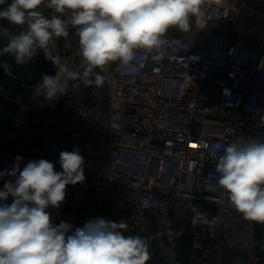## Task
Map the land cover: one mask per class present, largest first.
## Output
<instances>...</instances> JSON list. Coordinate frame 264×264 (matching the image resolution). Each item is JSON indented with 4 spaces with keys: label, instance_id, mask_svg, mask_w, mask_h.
Instances as JSON below:
<instances>
[{
    "label": "built area",
    "instance_id": "1",
    "mask_svg": "<svg viewBox=\"0 0 264 264\" xmlns=\"http://www.w3.org/2000/svg\"><path fill=\"white\" fill-rule=\"evenodd\" d=\"M47 3L42 4L47 17L58 15ZM202 7L204 20H193L196 31H167L161 59H153L155 51L137 49L130 66L115 61L105 95L107 148L86 159L87 177L80 184L91 205L107 199L105 185L120 201L135 193L141 210H154L164 226L165 241L181 235V229L169 222V213L177 207L180 213L187 212L194 241H223L225 232L251 250L254 222L230 204L214 166L224 147L238 137L264 140V0H205ZM221 20L228 21L230 33L204 29ZM68 33L58 38L59 52L72 59L80 54L79 37L70 23ZM99 102L77 99L67 108L74 141L85 138L88 121L103 119ZM1 117L0 106V121ZM19 125L23 148L33 150L41 136L40 125L28 117H21ZM5 137L0 122V172L12 171L14 164L23 170L29 161L40 160L23 148L6 154ZM48 161L55 171H62ZM15 179L0 177V190ZM78 184L66 186L58 208L47 209L52 224L62 222ZM125 231L135 232L134 223ZM171 264L194 263L173 257Z\"/></svg>",
    "mask_w": 264,
    "mask_h": 264
},
{
    "label": "clouds",
    "instance_id": "2",
    "mask_svg": "<svg viewBox=\"0 0 264 264\" xmlns=\"http://www.w3.org/2000/svg\"><path fill=\"white\" fill-rule=\"evenodd\" d=\"M6 0H0L4 5ZM205 0H48L47 7L58 15L46 17L38 9L45 0H12L0 9V19L27 26L18 35L6 32V45L0 55L12 54L24 64L42 50L57 71L44 74L35 86V95L52 100L68 92L70 81L101 87L105 77L93 70L119 61L132 64L137 49L156 52L159 60L171 27L191 30L190 18L204 20ZM67 14V19L64 18ZM69 23L79 37L80 70L69 69L53 55L55 38L68 36ZM203 27V23L198 25ZM6 74L8 65L3 63ZM214 157L216 156L213 153ZM62 171L45 159L29 161L16 177L0 190V201L9 196L13 202L0 204V264H147L151 259L146 239L124 235L128 225L98 218L68 235L67 222L53 225L48 208H58L65 200L66 186L85 180L84 157L78 148L61 151ZM17 159H20L17 157ZM218 185L227 192L230 204L246 220L264 224V140L238 137L223 149L214 166Z\"/></svg>",
    "mask_w": 264,
    "mask_h": 264
},
{
    "label": "crops",
    "instance_id": "3",
    "mask_svg": "<svg viewBox=\"0 0 264 264\" xmlns=\"http://www.w3.org/2000/svg\"><path fill=\"white\" fill-rule=\"evenodd\" d=\"M38 10L47 17L46 10L42 5ZM190 25L193 26V20L191 19ZM26 27V25L23 26V30L24 28L26 29ZM196 29L197 28L195 27L191 28L188 33L191 34L196 31ZM204 29L208 31L211 30L207 29V27H205ZM1 31L2 28L0 26V34ZM52 52L53 55H58L60 57V63L62 65H66L69 69H72V66L74 64L73 58L68 59L61 56L59 52L58 38H55V46L52 48ZM78 56H80V54ZM114 63L115 62H110L108 65L104 66L103 69L96 68L93 70V76L90 77L91 79H94V75L96 73H99L106 78L104 85L101 87H97L94 83L86 85L82 80H77L66 102L67 108H71L73 106V103L77 99H81L85 102L93 101L94 99H103L107 105L105 95L107 86L111 80L112 75L114 74ZM23 69L27 73V77L24 81V86H28L31 84L36 86L42 80V76L44 74L54 76L57 71L54 64L45 58V54L42 50H38L37 54L31 59L30 64L28 62L24 63ZM56 99L57 98L47 100L43 95H35L31 99L21 100L20 104L22 105L17 115V123L19 124V120H21V117H28L35 120L41 127V136L37 146L32 150V154L36 159L50 160L60 165L59 154L61 151L66 150L65 141H67L71 137L74 139V134L71 130H69V127L59 116ZM0 105L2 110L11 108L10 102L6 100L0 99ZM5 131L6 137L13 139L16 137L14 130ZM107 143V120H105V117L103 116V119H93L87 122L86 136L82 140L75 141V146L79 149L80 154L84 157L85 165V161L88 157L95 156L100 153H105ZM9 153L11 152L6 151V154ZM105 188L107 191V199L100 204L91 205L86 200V198L82 196V199L79 202L77 208L78 219L76 221L73 232L76 230V228L83 227L91 220L104 218L106 220L116 222L122 221L127 223V225L131 222L134 223L135 232L129 234L124 230V235H138L146 239L148 242V238L151 235L150 228L145 218L141 214V209L137 204V198H134L135 193H132L129 200L120 201L119 199H117L116 194L112 188L107 185H105ZM8 199L10 203L13 202L12 198L8 197ZM169 222L181 229V235L186 229H189V231L192 232V226L187 212L180 213L177 207L173 209L170 215ZM60 223H58V225ZM175 247H169L165 249V262L168 264H171V260L173 259V257H176L177 251ZM190 259H192L194 264H245V262L250 261L253 258L252 253L248 252L245 246L240 243V241H234L224 232L223 241H219V239L194 241L192 235V250L189 260ZM147 264H154L152 258L147 262Z\"/></svg>",
    "mask_w": 264,
    "mask_h": 264
},
{
    "label": "water",
    "instance_id": "4",
    "mask_svg": "<svg viewBox=\"0 0 264 264\" xmlns=\"http://www.w3.org/2000/svg\"><path fill=\"white\" fill-rule=\"evenodd\" d=\"M12 3V0H6L4 5H1V9L7 8ZM194 20V17L190 18ZM0 26L2 28L0 34V49H2L6 43L8 38L4 36L6 32L19 34L23 31V26L13 25L7 19H0ZM0 65L6 63L9 68V72L6 74L4 67L0 66V99L6 100L10 102L11 108L10 109H3L2 110V117H1V127L4 130H14L16 137L8 138L5 137L2 140L3 148L8 152H15L18 148H23L22 145V133L20 130V126L17 123L18 121V112L20 111L21 100L31 99L35 96V88L26 90L23 87L24 81L27 77L26 71L23 69V64H17L15 62V58L12 54H4L0 55ZM74 64L72 69L80 70V65L82 63V57L76 56L73 58ZM29 64L31 60L27 61ZM29 76V75H28ZM77 80L70 81L68 85V92L66 94L60 95L56 99V105L58 109L59 116L62 118L63 122L69 127V130L75 133L74 124L70 121L67 112V105L66 102L70 96L71 91L73 90L74 85L76 84ZM99 108L102 112H104L105 120H108L107 114V105L103 99L100 100ZM66 151L71 152L75 146V141L71 137L67 141H65ZM25 153H32V150L28 148H23ZM84 168V175L85 180L87 177V171ZM84 180V181H85ZM83 181V182H84ZM82 183V182H81ZM83 196V189L81 184L79 183L76 187L75 195L71 199L70 204L64 208L65 217L63 222L69 223L72 228L68 234L73 233V229L75 228L76 221L78 219V205L81 201ZM9 202L7 198L6 201H0V204ZM173 211V210H172ZM172 211L169 213L171 215ZM142 216L145 218L147 224L150 228V236L148 238V246H149V253L154 262V264H168L165 262V249L169 247H175L176 241L171 239L165 241L161 235L164 231V226L159 223L157 220L156 214L153 209L151 208H143L141 210ZM139 229V228H138ZM252 246L251 250H247L248 252L252 253V258L255 261V264H264V228L262 224L254 222L253 223V237H252Z\"/></svg>",
    "mask_w": 264,
    "mask_h": 264
},
{
    "label": "trees",
    "instance_id": "5",
    "mask_svg": "<svg viewBox=\"0 0 264 264\" xmlns=\"http://www.w3.org/2000/svg\"><path fill=\"white\" fill-rule=\"evenodd\" d=\"M168 31H180V29H170ZM221 31V30H220ZM222 32H224L222 30ZM177 254L176 258L181 260H189V257L191 255L192 250V232L189 231V229H186L181 237L177 240V244L175 247Z\"/></svg>",
    "mask_w": 264,
    "mask_h": 264
},
{
    "label": "rangeland",
    "instance_id": "6",
    "mask_svg": "<svg viewBox=\"0 0 264 264\" xmlns=\"http://www.w3.org/2000/svg\"><path fill=\"white\" fill-rule=\"evenodd\" d=\"M205 27H207V29H217V30H221V31L223 30L226 33L227 32L230 33V31H229L230 27L228 25V21L227 20H221V21H217V22H210ZM191 28H194V27L191 26ZM170 29L176 30V29H179V28L171 27ZM136 197L137 196L135 195L134 198H136ZM53 225H58V224H53ZM240 255H241V253H240Z\"/></svg>",
    "mask_w": 264,
    "mask_h": 264
}]
</instances>
